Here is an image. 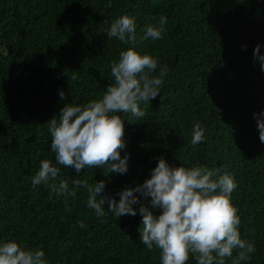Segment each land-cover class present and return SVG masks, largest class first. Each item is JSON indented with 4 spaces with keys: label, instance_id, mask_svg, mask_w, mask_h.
I'll use <instances>...</instances> for the list:
<instances>
[{
    "label": "trees",
    "instance_id": "16d2710c",
    "mask_svg": "<svg viewBox=\"0 0 264 264\" xmlns=\"http://www.w3.org/2000/svg\"><path fill=\"white\" fill-rule=\"evenodd\" d=\"M123 15L134 18V44L106 35ZM162 15V39H143ZM258 44L264 55V0H0V245L41 249L48 264H161L160 250L140 240L139 205L136 216L97 217L86 189L62 197L31 183L43 159L55 164L48 122L66 103L102 97L114 83L112 62L133 48L159 61L154 76L168 71L160 94L141 104L144 117L120 113L128 172L77 174L57 165V183L67 180L71 190L76 179L104 181V193L119 201L116 193L143 184L161 157L174 167L219 168L237 184L231 200L241 239L255 247L238 264H264V143L253 118L264 113ZM196 123L205 141L193 146ZM141 201L150 206V198ZM188 264H196L191 255Z\"/></svg>",
    "mask_w": 264,
    "mask_h": 264
},
{
    "label": "clouds",
    "instance_id": "9594fccd",
    "mask_svg": "<svg viewBox=\"0 0 264 264\" xmlns=\"http://www.w3.org/2000/svg\"><path fill=\"white\" fill-rule=\"evenodd\" d=\"M166 23L167 17L162 15L159 27L149 26L143 39H162ZM135 33L134 18L123 15L111 22L106 35L109 39L134 44ZM260 47L259 44L255 47L253 57L264 71ZM158 63L153 56L142 55L133 48L122 51L118 61L111 64L114 83L107 86L102 97L80 106L66 103L48 122L55 164L43 159L31 183L33 187L44 184L62 197L75 198L77 189H86L87 206L95 210L97 217H104L106 213L118 218L136 216L137 209L133 206L139 205L140 240L149 251L154 246L160 250L161 264H188L190 255L196 264H225L224 258L231 257L234 249L240 251L233 264L248 260V254L253 253L255 247L241 239V218L231 200L237 184L227 172L221 174L219 168L174 167L161 157L143 184L116 193L119 201L104 193V181L89 185L86 180L76 179L71 190L67 180L57 183L61 171L57 165L74 168L77 174L86 168L105 167L108 173L128 172L129 154L121 157L126 142L125 119L120 113L137 119L146 115L141 104L150 103L160 94L163 77L168 71L165 66L159 77L154 76ZM59 95L67 99L65 92ZM253 118L257 121L259 139L264 143V113L254 114ZM204 141V129L196 123L191 144L195 146ZM141 198L144 201L150 198V206L142 203ZM65 207H68L67 200ZM152 209H160L161 213L155 215ZM80 227H84L83 222ZM0 264H48V260L43 250L27 249L10 241L0 245Z\"/></svg>",
    "mask_w": 264,
    "mask_h": 264
}]
</instances>
